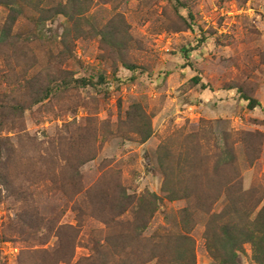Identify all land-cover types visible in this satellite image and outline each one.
<instances>
[{"label": "rangeland", "instance_id": "rangeland-1", "mask_svg": "<svg viewBox=\"0 0 264 264\" xmlns=\"http://www.w3.org/2000/svg\"><path fill=\"white\" fill-rule=\"evenodd\" d=\"M29 2L48 12L24 10L9 35L0 6V104L30 106L0 111V177L10 183L0 185V264H76L123 195L133 203L121 221L145 223L136 230L146 240L184 234L188 208L195 264H216L204 242L208 202L224 207L223 187L234 185L229 196L240 190L252 219L264 214V0ZM48 74L97 86L38 103ZM28 78L35 88L24 89ZM242 95L260 106L249 110ZM162 166L187 198L168 200ZM150 195L154 211L136 208ZM239 262L254 264L250 244Z\"/></svg>", "mask_w": 264, "mask_h": 264}, {"label": "trees", "instance_id": "trees-1", "mask_svg": "<svg viewBox=\"0 0 264 264\" xmlns=\"http://www.w3.org/2000/svg\"><path fill=\"white\" fill-rule=\"evenodd\" d=\"M29 1L30 0H0V6L7 8L9 12L6 23L8 28L3 31L5 35H9L10 26H14L17 20L23 16L24 10H33L37 13L39 12L41 15L48 12L45 9H40L37 4L30 3ZM52 12L58 14V9L53 8ZM182 53L185 59H189L190 51L184 49ZM127 68L130 69V67ZM26 72L27 70L23 72L24 76H28ZM33 79H35V76ZM100 80H102V77ZM196 80L198 81L199 79ZM24 86V89H30V87L35 88V84L33 85L29 78ZM96 86L97 83H94L90 78H61L59 75L51 76V74H48L45 80V86L32 94L35 95L36 102L40 103L59 92L84 89L87 87L96 89ZM242 99L247 102V108L249 110H253L260 106L256 100L247 96L242 95ZM29 107L28 105L25 106L20 103L13 105L0 104V111H11L17 116H22L23 112ZM0 126H2L1 121ZM162 170H164L163 190L167 192L168 200H178L180 199L178 194L182 193L184 195L181 198H187V188L183 187L179 190H173L172 183L168 179L169 174H171L170 169L162 166ZM180 173L187 175L189 174V170H181ZM0 185L6 186V188L10 187V183H7L5 177H3V180H0ZM232 185L233 184H231V186ZM232 187H223V193L228 198L224 207L214 212L211 208L213 204L211 201V203L208 202L207 209L202 210L203 214L206 216V221L204 223V242L206 251L216 264H240L239 254L242 253V246L244 244H250L253 248L254 264H264L263 211H260V213L252 219V208L250 205H247L240 190H234V193H232L234 196H229V191ZM76 188V194L78 195L82 192L81 184L79 183ZM140 198L141 199H137L135 203L136 208L139 209L149 205V208L154 211L157 201H160L155 195H150L146 199ZM22 200L25 202L26 197H22ZM243 201H245V203H243ZM131 203L133 202L127 201L125 195L118 201L111 202V209H108L111 213L101 221L108 230V233H106L102 239L92 237L86 245L89 255L76 264H147L153 260L159 264H195L192 241L188 236V232L191 229L190 226L192 224L193 213L188 208L181 211L180 223L185 224V226L182 227L184 234L169 231L162 234V236H155L154 238H150V240H146V238L143 239V237H141L143 231L139 233V231L136 230H140L141 227L145 229V223H142L144 224L142 226H137L135 223L137 218L134 216L132 222L130 220L121 221L126 209L125 207ZM131 240L136 241L135 243L140 245L139 256H136L129 245H127ZM143 242L153 243L154 245L152 244L150 246L151 248L148 249L147 245L143 244ZM164 242H168L169 247L166 246Z\"/></svg>", "mask_w": 264, "mask_h": 264}]
</instances>
